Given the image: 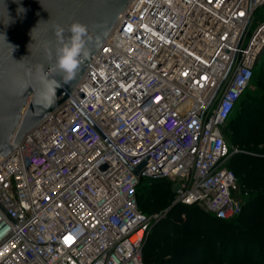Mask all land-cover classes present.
Listing matches in <instances>:
<instances>
[{
	"label": "built area",
	"instance_id": "2783aa9c",
	"mask_svg": "<svg viewBox=\"0 0 264 264\" xmlns=\"http://www.w3.org/2000/svg\"><path fill=\"white\" fill-rule=\"evenodd\" d=\"M263 6L131 0L69 99L0 157V264H145L163 213L140 210L142 182L238 218L223 129L264 53Z\"/></svg>",
	"mask_w": 264,
	"mask_h": 264
},
{
	"label": "trees",
	"instance_id": "16d2710c",
	"mask_svg": "<svg viewBox=\"0 0 264 264\" xmlns=\"http://www.w3.org/2000/svg\"><path fill=\"white\" fill-rule=\"evenodd\" d=\"M261 70L254 79L263 95L241 99L240 112L227 124L240 150L228 167L247 196L240 216L225 221L197 205L173 204L170 182H142L137 194L140 210L163 213L144 245L145 264H264V67Z\"/></svg>",
	"mask_w": 264,
	"mask_h": 264
},
{
	"label": "water",
	"instance_id": "95a60500",
	"mask_svg": "<svg viewBox=\"0 0 264 264\" xmlns=\"http://www.w3.org/2000/svg\"><path fill=\"white\" fill-rule=\"evenodd\" d=\"M131 0H0V157H7L25 135L62 106L83 78L95 54L126 11ZM79 22L91 40L75 78L64 84L53 71L55 26ZM60 82L49 107L35 103L40 88L38 69ZM27 85V87H25ZM146 162L133 169L138 175Z\"/></svg>",
	"mask_w": 264,
	"mask_h": 264
},
{
	"label": "clouds",
	"instance_id": "9594fccd",
	"mask_svg": "<svg viewBox=\"0 0 264 264\" xmlns=\"http://www.w3.org/2000/svg\"><path fill=\"white\" fill-rule=\"evenodd\" d=\"M64 32L65 29L63 27L55 26L58 46L55 50L53 71L58 70L63 83L68 84L75 78L77 69L83 62L82 58L88 56L86 44L91 40V37L88 36L87 26L79 22H75L69 27L68 36H65ZM38 81L40 88L37 92L35 103L45 108L49 107L54 102L56 90L61 86L60 82L56 79H50L42 68L38 69Z\"/></svg>",
	"mask_w": 264,
	"mask_h": 264
},
{
	"label": "rangeland",
	"instance_id": "374dc122",
	"mask_svg": "<svg viewBox=\"0 0 264 264\" xmlns=\"http://www.w3.org/2000/svg\"><path fill=\"white\" fill-rule=\"evenodd\" d=\"M264 21V6L259 8L255 13H254V21H253V28H255L259 23L263 22ZM262 67H264V53L261 55V58L259 60V62L257 63L256 65V72L258 74L257 77L259 76V74L261 73V69ZM261 70V71H260ZM246 95L248 97H252V98H258V97H261L263 95V92L261 91V89L258 88L257 86V78L253 80V83L251 85V87L247 90L246 94L244 95V97L242 98V101H244L243 99H245ZM241 101V102H242ZM241 104V103H240ZM240 104L239 106L237 107V109L235 110V112L233 113L232 117H237V114L240 112ZM223 133L225 134L226 136V140H227V143L228 145L231 147V148H238L239 149V146L234 143L232 140H231V132H229L227 130V126L223 129ZM262 147V146H260ZM173 189V187H172ZM235 196L239 199H242V200H245L247 199V196H245L244 194L242 193H235Z\"/></svg>",
	"mask_w": 264,
	"mask_h": 264
},
{
	"label": "snow or ice",
	"instance_id": "6c2138e0",
	"mask_svg": "<svg viewBox=\"0 0 264 264\" xmlns=\"http://www.w3.org/2000/svg\"><path fill=\"white\" fill-rule=\"evenodd\" d=\"M240 15H244V13H240ZM129 28H131V26H129ZM69 241H70V237H65V243L67 244V243H69Z\"/></svg>",
	"mask_w": 264,
	"mask_h": 264
}]
</instances>
